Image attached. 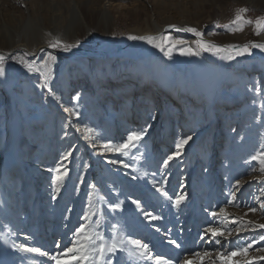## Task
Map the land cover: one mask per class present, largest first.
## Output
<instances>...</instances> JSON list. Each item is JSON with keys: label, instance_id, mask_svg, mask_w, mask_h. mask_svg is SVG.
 <instances>
[{"label": "rangeland", "instance_id": "rangeland-1", "mask_svg": "<svg viewBox=\"0 0 264 264\" xmlns=\"http://www.w3.org/2000/svg\"><path fill=\"white\" fill-rule=\"evenodd\" d=\"M70 1L0 0V33L4 37L20 29L31 32V27L24 26L30 25V18L41 17L47 30L37 35L39 40L58 38L62 43L77 44L65 52L47 43V49L39 52L44 59L36 58L35 64L45 69L47 62L51 68L46 88L40 86L44 78L29 72L19 53L10 51L0 39L5 66L16 75L12 91L0 77V264L9 251L4 248L2 232H8L12 245L39 247L51 254L57 250V242L70 246L72 233L85 222L86 212L95 213L92 223L99 221L97 230L106 237H111L112 226L117 225L121 234L149 244L154 255L171 259L173 264L195 252L210 256L193 258V264H221L217 251L247 247L253 240L257 242L246 257L223 259L227 264L244 260L264 264L260 259L264 241L259 240L264 229L248 225L236 232L240 224L233 223L250 220L264 224V212L259 210L264 203V174L252 171L259 164L251 160L264 150V52L254 48L251 55L228 62L221 58L223 54L207 51L182 56L180 49L185 45H176L171 58L160 51L161 66L153 67L148 56L123 59L126 47L113 43L114 38L144 26L145 19L153 17L167 30L169 25L184 22L185 28H196L203 40L217 45L262 44L254 22L264 17V5L258 7L248 0H216L214 4L211 0H72L80 6L91 34H56L51 31L56 24L67 26L65 4ZM86 4L94 10L108 7L112 27H97L85 12ZM240 9H247L241 15L253 23L243 24L244 32L229 31L225 25L237 27L230 22ZM188 35L200 39L176 30L164 34L173 41ZM49 55L56 60L48 61ZM199 59L208 65L206 70L198 66ZM65 108L76 109L79 115H70ZM85 127L95 130L91 143L84 139ZM143 128L148 129L146 135L128 156L101 154V143H120L129 131ZM187 136L193 139L179 158L165 166L164 160L176 151V141ZM69 151L72 155L63 160ZM60 163L68 176L53 199L55 173L48 169ZM238 180L243 183L237 185ZM154 182L172 199L161 195ZM92 184L95 189L89 187ZM89 192L93 193L91 205ZM180 193L186 198L176 207L173 201ZM133 199L161 219H145ZM119 201H123L121 209L109 208ZM253 207L255 213L249 211ZM210 226L225 233L215 238L220 244L207 233ZM229 229L233 230L231 236L227 235ZM10 250L16 255H11L9 264H22L24 259L25 264H52L36 253L18 247ZM119 255L121 264H155L130 258L127 253Z\"/></svg>", "mask_w": 264, "mask_h": 264}, {"label": "snow or ice", "instance_id": "snow-or-ice-1", "mask_svg": "<svg viewBox=\"0 0 264 264\" xmlns=\"http://www.w3.org/2000/svg\"><path fill=\"white\" fill-rule=\"evenodd\" d=\"M247 9H240L235 19L230 22L231 25H237V27H229V25H225V27L229 31H242L243 24H251L252 20H245L241 13L246 12ZM255 25L257 28V35L260 34V31L264 30V17H259L255 20ZM219 26V25H217ZM171 28H175L178 32H189L193 33L196 37L200 38L196 41L197 50H193L190 47L186 46V42L183 40H171L170 37L167 36H129V40H144L147 43L153 45V47L158 48L161 52L164 53L165 56L171 58L172 51L176 47V45H185V47L180 49V55L182 56H194L199 55L201 51L212 52L214 55L223 54L221 58L227 60H234L237 56L251 55L252 49L258 48L260 51L264 52V44H244V45H217L215 43H211L203 40V33L197 30L194 27H186V28H176L175 25H169ZM78 43V42H77ZM167 45V47H166ZM49 47L51 48H62L63 51L69 52L73 48L77 47V44H68L62 43L58 38H53L49 41ZM27 55V53H25ZM5 56L0 54V77H4L6 74L5 71ZM56 60L55 56L49 55L48 61L54 62ZM23 63V61H20ZM24 67L29 72H39L40 69L34 67L30 63H24ZM45 72L41 73L44 75L45 82L40 85L41 87H48V78L51 75V68L47 66V62L45 64ZM50 94L55 96V93H52L51 89H49ZM58 100L59 97H56ZM75 99H79V97H75ZM264 107V105H262ZM65 111L70 115H79L76 109L65 108ZM155 119V116L152 117ZM84 131V139L88 140L90 143L94 140V132L95 130L91 127H85ZM148 129L143 128L141 130H131L127 133L126 139H123L120 143H101L99 148L102 150V153H119L123 156H128L132 149L136 148L138 143L144 138ZM193 139L192 136H187L184 138H180L176 141L175 148L176 151L164 160V165L167 166L170 161L174 158H179L181 155L185 145L189 143ZM92 147L96 148L97 144L92 143ZM72 155V152H66L63 155V160H68V158ZM139 158V157H137ZM252 161H257L259 164V168H253L252 171H259L261 174H264V150L258 151L255 155L251 157ZM111 163H117V160L110 161ZM127 167V165H125ZM49 172L55 173L52 183L54 185V195L53 199L56 198L55 194L60 192V188L68 176V170L63 163L57 164L54 168H49ZM133 179H137V177H133ZM81 181H83V177H81ZM237 185L243 183V181H237ZM92 189L96 188L95 184L89 186ZM153 187H156V190L161 193L164 197L171 200L172 198L168 195V192L164 189L163 186L157 187L155 182L153 183ZM264 191V190H262ZM92 192L88 194L89 204L91 205L92 201ZM235 196V193H232ZM186 194L180 193L176 195L175 200L173 201L176 207H179L181 203L185 200ZM103 199V198H102ZM132 204L136 206L137 209L143 212L145 219L150 221L160 220L161 217L158 215H153L151 212L144 211L139 200L133 199ZM229 204L233 203V201H228ZM123 205V201H119L118 203L109 204V208L113 211L117 209H121ZM260 211L264 212V203L260 204ZM221 213H224L225 210L221 209ZM249 211L255 213L257 211L256 208H250ZM95 213L86 212L83 216V220L85 222L80 223L78 227H76L72 233V237L70 238L69 244L62 246L60 242H57L55 248L57 249L53 253H49L48 251H42L39 247H28L24 245H19L14 247H18L21 251L28 253H36L42 257H46L47 260L51 261L52 264H121V253H127V256L130 258H135L137 260L144 261H155V264H173L171 259L164 258L160 255H154L152 249L149 244L142 242L139 239H133L130 236H125L119 232V226L113 225L111 231V237L108 238L103 232L98 231L97 229L100 227V222L96 221L94 224L92 223L91 217ZM213 216L217 214L215 212L212 213ZM233 223H239L240 227L236 228L235 231L239 232L247 228L248 225H252L255 228L264 229V224H254L253 221H233ZM159 231V229H156ZM207 233H211L212 238L215 240L216 244H220V240H216L217 236H224L225 233L220 230L218 227H209ZM233 234V230L229 229L227 235L231 236ZM201 239H204L201 236ZM260 241H264V235L259 236ZM256 240H253L252 243H256ZM170 244L175 245V247L179 248L180 244H178L175 240H169ZM252 243H249L247 247H236L233 251H217L216 256L221 260V264H227L224 261L223 257L228 256L229 258L242 255L247 256L249 248L252 247ZM264 251V249H260ZM210 253L208 252H195L192 254V257H185L180 264H193V258H203L209 257ZM260 259L264 260V257H260ZM209 264H215L214 261H210ZM236 264H252L251 260L237 261Z\"/></svg>", "mask_w": 264, "mask_h": 264}, {"label": "bare ground", "instance_id": "bare-ground-1", "mask_svg": "<svg viewBox=\"0 0 264 264\" xmlns=\"http://www.w3.org/2000/svg\"><path fill=\"white\" fill-rule=\"evenodd\" d=\"M216 0H211V4H214ZM250 3L256 5V6H262L264 5V0H248ZM88 3V2H85ZM69 13L68 17V23L67 26L61 24H56L52 28V32L58 34V33H65L67 35H72V36H77L78 34L84 32L86 35L91 34V28L89 25L86 23L85 17L81 11L80 6L77 4V2H73L72 0L68 2V4H65ZM85 12L88 15V17L95 23L97 27H104L105 29H109L112 27V14L109 10L108 7H102L99 10H94L91 9L89 6H85ZM145 25L144 26H138V27H133L129 29V33L126 35L119 37V38H114L113 43H118L122 44V46L126 47L125 51L122 54V58H142L143 56H148L150 59V63L153 65V67H158L161 66V59L159 57L160 50L158 48L153 47V45L147 43L144 40H129L128 37L131 36H164L165 32L168 30H176L175 28H166L165 24L159 22L153 17L146 18L145 19ZM30 25L24 26V27H31V32H24L25 29L23 30H17L13 32H9V35H6V40L4 35L0 33V39L3 41V44L8 45L10 48V51H15L18 52L19 55L21 56L22 59L26 61V63L32 64L34 67L39 68L35 64L36 58L44 59L43 56H39V52L42 50L47 49V43L48 40H39L37 38L38 34H43L45 30H47L44 26V19L41 17L38 18H30L28 21ZM184 22H181L179 25H175L176 28H185ZM64 26V27H63ZM66 26V27H65ZM23 27V28H24ZM34 31V35H33ZM245 31V25L243 26L242 31H236V32H244ZM186 33V32H184ZM32 34V35H31ZM36 36V37H34ZM34 37V39L32 38ZM41 39V38H40ZM186 40L190 42L191 47L196 48V39L193 36H186L183 37V40ZM259 40L262 44H264V32L260 33L259 35ZM121 46V47H122ZM27 53V55H25ZM42 53V52H41ZM159 57V58H158ZM232 60H228L230 62ZM160 62V63H159ZM198 66H201V68H204L205 70L207 69L208 65H206L202 60H198ZM45 68V67H44ZM40 71L36 72L34 71L33 73H38L40 74L43 78L44 75L41 73L44 72L45 69L39 68ZM5 71L6 74L3 77L7 81V89L12 91L13 86L15 85L16 81V75L13 74L12 68L8 65L5 66ZM45 82V78L43 80V83ZM48 87L49 88V81H47ZM6 242L4 245L6 247H9V251L6 252L2 259L1 264H9V258L11 255H16L14 254V250H10L11 248H14V245H12L9 241V236L8 232L4 231L2 232ZM9 240V241H8ZM16 246V245H15ZM47 262V261H44ZM25 259L22 261V264H25Z\"/></svg>", "mask_w": 264, "mask_h": 264}]
</instances>
